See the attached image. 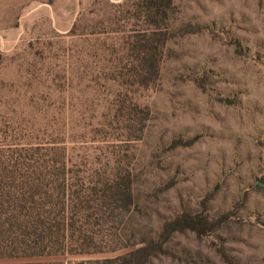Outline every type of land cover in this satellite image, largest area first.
Masks as SVG:
<instances>
[{"label":"rangeland","instance_id":"1","mask_svg":"<svg viewBox=\"0 0 264 264\" xmlns=\"http://www.w3.org/2000/svg\"><path fill=\"white\" fill-rule=\"evenodd\" d=\"M0 152L128 175L135 238L206 221L151 264H264V0H0Z\"/></svg>","mask_w":264,"mask_h":264},{"label":"trees","instance_id":"2","mask_svg":"<svg viewBox=\"0 0 264 264\" xmlns=\"http://www.w3.org/2000/svg\"><path fill=\"white\" fill-rule=\"evenodd\" d=\"M169 3L148 0L155 9ZM63 156L0 152V258L101 254L105 256L11 264H151L165 254L171 233L200 231L206 223L183 213L164 222L155 236L135 238L127 232L134 207L129 176H82L75 183L70 160Z\"/></svg>","mask_w":264,"mask_h":264}]
</instances>
